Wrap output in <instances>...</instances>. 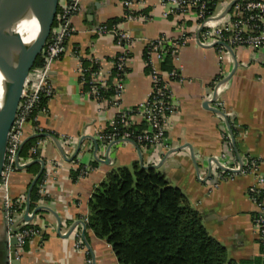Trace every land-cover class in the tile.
<instances>
[{
  "label": "crops",
  "instance_id": "1",
  "mask_svg": "<svg viewBox=\"0 0 264 264\" xmlns=\"http://www.w3.org/2000/svg\"><path fill=\"white\" fill-rule=\"evenodd\" d=\"M231 1L218 0L213 17L222 14ZM80 2V13L72 17L74 31L66 42L67 51L52 66L49 81L54 95L48 101V111L39 118L47 133L58 137L63 152L50 136L36 142L45 162L46 198L40 206L46 208L30 220L41 231L19 253L18 264H86L88 259H92V264L93 260L95 264H121L112 245L86 227L90 251L82 237L83 224L78 221H84L89 215L92 194L107 174L114 168L132 167L135 163L154 166L165 174L171 185L179 187L190 205L201 213L208 232L226 246L230 258L262 261L264 250L254 219L257 206L248 194L257 182L255 175L229 173L217 168V163L210 171L209 167L212 158L219 159L222 155L223 163L219 165L230 166L251 156L260 159V169L264 170V48L233 47L234 54L230 51L223 54L218 49L220 43L203 45L198 40H189L180 48L177 58L172 56L181 79L170 82L175 108L170 114L166 147L117 141L108 153V145L99 139L98 133L113 125L120 110L132 109L148 99L152 86L145 60L148 44L161 37L178 38L184 31L199 37V30L202 27L201 35L204 27L194 14H175L169 0H135L129 9L122 0ZM236 4L232 13L211 19L212 23L220 28L238 16ZM130 10L146 13L149 19L127 18ZM114 18L119 20L111 23ZM102 25L117 26L130 39L132 59L117 105H114L115 98L100 105L81 82L83 58L97 61L105 73L113 70L114 58L122 50L113 33L98 31ZM154 65L161 69L162 61L154 59ZM216 82L219 87L216 98L223 102L222 111L228 116V122L212 109L218 106L213 100ZM208 100L210 108L204 106ZM32 134L34 131L28 126L27 135ZM69 137H74L73 143L65 145L62 139ZM90 137L99 144L96 153L95 141ZM81 139V149L73 157ZM83 167L88 168V173L73 179L72 171ZM32 180V173L15 168L6 170L0 181V264H12L13 245L5 218V195L13 200L21 199L27 195ZM73 226L71 234L65 236ZM79 239L83 240V248L78 246Z\"/></svg>",
  "mask_w": 264,
  "mask_h": 264
},
{
  "label": "built area",
  "instance_id": "2",
  "mask_svg": "<svg viewBox=\"0 0 264 264\" xmlns=\"http://www.w3.org/2000/svg\"><path fill=\"white\" fill-rule=\"evenodd\" d=\"M81 0H60L59 9L56 20L53 25L50 36L42 50V57L44 59L43 66H34L26 79L22 98L19 104L16 120L13 124L9 136V146L7 153V161L2 175L7 171L15 168L26 170L25 166L31 162V156H20V148L22 142L29 137L27 135L28 126L31 127L34 133L47 132L39 123L40 115L48 108H40L43 97L50 99L54 95V89L49 81L53 63L60 59L67 51V40L74 31L72 17L81 11ZM164 2L166 0H163ZM173 3V12L177 15L194 14L200 25H203L204 30L199 37L183 32L178 38L161 37L149 43L147 66H150L151 76V90L148 99L140 105L129 109L120 110L117 113L113 125L120 123L124 130L107 132L106 129L98 133L105 145H110L117 142V139L122 141H135L140 145L166 147L168 139V132L170 130V114L175 108V101L173 93L170 90V82L174 79H181L180 73L176 68L169 72H163L162 69L155 67L154 59L163 61L164 58V42H169L171 54L173 57L178 56L180 48L189 40H198L200 44L212 45L215 42L220 43L218 49L223 54L230 53L223 43L229 44L233 47H247L251 49L264 48V0H240L236 4L238 16L226 23L223 27H218L212 23L210 17L206 16V0H169ZM135 0H122L125 8H132ZM127 18L130 19H149V15L143 12L137 13L131 11L127 13ZM100 33H113L116 37L117 44L122 50L114 58V68L111 71L103 73L100 69L91 73L89 80L90 88L86 91L90 94L100 105L109 102L110 98H106L101 89L108 88L110 84L108 81L112 79V86L114 88L115 98L114 105H117L124 92V81L128 74L129 65L131 62V55L129 49V37L127 32L116 27H109L102 25L99 27ZM86 69L81 64L80 74L81 82L84 85ZM218 82L214 86L215 93L218 94ZM213 91V94H214ZM212 94V96H213ZM218 96V95H217ZM211 100L213 97H208ZM217 109L223 110L224 104L218 98L215 99ZM225 113V111H222ZM226 114V113H225ZM222 115V114H221ZM141 121H138V118ZM222 118L224 116L222 115ZM226 121V120H225ZM142 125V128L129 130V128ZM227 131V130H226ZM227 135L230 137L229 132ZM74 137L62 139V142L67 145L73 143ZM229 146L231 145L228 142ZM232 147V146H231ZM32 154L38 153L37 143L30 149ZM66 154L70 155L66 150ZM223 156V155H222ZM221 156V158H222ZM248 156V155H247ZM216 159L218 162L223 160ZM214 160L211 159L210 164L214 165ZM264 164V163H263ZM218 165V166H217ZM217 168H222L224 171L229 170L235 173L249 174L252 173L256 177V184L251 186L248 190L250 198L257 206L255 213V223L259 230V239L264 250V170L261 171L262 163L259 158L248 156L242 159V166L235 162L232 166L227 164L219 165ZM221 166V167H220ZM264 167V166H263ZM88 168L81 169L80 176L86 175ZM200 176V175H199ZM221 176V175H220ZM35 176H33L34 178ZM201 177V176H200ZM219 177V176H218ZM40 200L38 206L45 200V183L39 185ZM28 198L27 195L21 199L13 200L6 193L4 198L5 203V218L8 223V231L10 237L17 238L16 255L24 250L28 238L39 234V230L35 229L31 221L21 220L20 216L25 212ZM34 212L30 209L28 215L32 216ZM35 215L33 216V218ZM32 218V219H33ZM89 217L84 218L87 223ZM18 227L15 232L13 227ZM78 246L83 248L84 243L82 239L78 240ZM86 264H92V259H88Z\"/></svg>",
  "mask_w": 264,
  "mask_h": 264
},
{
  "label": "trees",
  "instance_id": "3",
  "mask_svg": "<svg viewBox=\"0 0 264 264\" xmlns=\"http://www.w3.org/2000/svg\"><path fill=\"white\" fill-rule=\"evenodd\" d=\"M217 4L218 0H206L207 17L216 13ZM118 20L114 18L111 23ZM163 45L161 69L169 72L175 68L173 57L169 42ZM148 50L149 44L145 60L148 59ZM81 61L86 69L83 86L88 90L91 73L99 69V63L94 59L83 58ZM43 65L44 59L40 54L34 66ZM147 70H151L150 66ZM108 83L110 86L101 91L106 98H111L115 93L112 79ZM48 101V97H43L40 108L47 109ZM136 128L140 129L142 125L129 130ZM122 130L124 127L120 123L106 128L107 132ZM233 132L236 134L234 128ZM39 138L29 139L19 151L20 156H31L32 160L25 168L32 176L38 174L40 160H43L39 153L30 152ZM117 141L122 140L118 138ZM81 169L72 171L73 179L80 176ZM44 173L30 191L29 203L33 212L40 207L39 185L44 180ZM89 208L86 226L112 245L121 264H264V258L258 262L230 258L226 246L208 232L201 213L190 205L185 193L171 185L165 174L153 166L135 163L132 167L114 168L95 188Z\"/></svg>",
  "mask_w": 264,
  "mask_h": 264
},
{
  "label": "water",
  "instance_id": "4",
  "mask_svg": "<svg viewBox=\"0 0 264 264\" xmlns=\"http://www.w3.org/2000/svg\"><path fill=\"white\" fill-rule=\"evenodd\" d=\"M5 1L7 0H0V31L3 37L4 47L8 49L10 73L7 79L3 83V92L0 94V181L2 179V175L7 161L10 132L17 117L19 104L22 98V93L26 79L29 75L30 70L34 67L38 57L42 53L46 41L51 34L60 5V0H10V3H5ZM237 1L238 0H232L222 14L217 15L215 17L212 16L210 17V19L222 18L225 14H227L230 11V9L236 4ZM29 17L34 18V20H36L38 26V33L32 41L26 42L23 36L21 35V33L18 31L17 27L22 20ZM200 30L198 36L200 34ZM223 45H225L227 49L232 54H234V49L229 44L223 43ZM3 59H4L3 61H5V56ZM229 78L230 76L224 79V81L228 80ZM216 97H217V93H215L213 100L216 99ZM204 106L209 107L210 101L209 100L206 101L204 103ZM212 109L222 114L227 122L229 121L228 116L224 112L215 108ZM230 131H231L232 142L236 148L235 136L232 132V129H230ZM43 136H50L55 141L59 149L62 151V146L58 137L47 132L32 134L22 142L21 146H23L24 143L29 139L43 137ZM90 138L93 139V141H95L96 146L94 150L96 153L99 150V144L94 137H90ZM83 139H81L75 153L73 154V157L79 153ZM133 142L136 143L135 141ZM113 144L114 143L108 145L107 147L108 153L110 152L111 146ZM235 150L237 151V148ZM172 151H175V149ZM192 156H194L193 151H192ZM212 159L215 161V163L219 164V162L215 158ZM40 163H41V169L31 181V186L27 193L28 202L23 217L24 220L26 221L32 220L33 216L36 214L37 211L46 208L40 206L32 216L28 215L30 210V203H29L30 191L33 188V186L36 184L42 173L44 172V167H45L44 160H40ZM240 165L242 166V159H240ZM144 167H148V166H144ZM211 168L212 165H210L209 171L211 170ZM78 223L83 224L82 237L88 249L92 251L88 241L86 240V235H85V230L87 227L86 223L83 221L82 222L78 221ZM74 227L75 226H73L65 234V236L70 235ZM13 230L17 232L18 227L14 226ZM11 243L13 245L11 249L12 264H18L17 255H16L17 238L12 237ZM93 264H95L94 260H93Z\"/></svg>",
  "mask_w": 264,
  "mask_h": 264
},
{
  "label": "bare ground",
  "instance_id": "5",
  "mask_svg": "<svg viewBox=\"0 0 264 264\" xmlns=\"http://www.w3.org/2000/svg\"><path fill=\"white\" fill-rule=\"evenodd\" d=\"M5 3H10V0L5 1ZM17 29L26 42L32 41L38 33V26L36 20L30 17L22 20L21 23L18 25ZM4 56L5 61H3ZM9 73L10 65L8 49L4 47V41L2 33L0 31V94L3 92V83L7 79Z\"/></svg>",
  "mask_w": 264,
  "mask_h": 264
}]
</instances>
